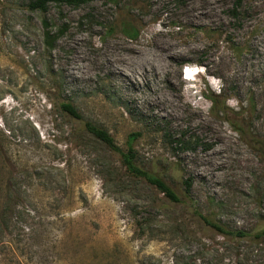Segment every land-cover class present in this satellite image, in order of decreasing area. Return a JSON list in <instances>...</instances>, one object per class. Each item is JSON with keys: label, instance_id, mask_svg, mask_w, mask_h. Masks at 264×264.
<instances>
[{"label": "rangeland", "instance_id": "obj_1", "mask_svg": "<svg viewBox=\"0 0 264 264\" xmlns=\"http://www.w3.org/2000/svg\"><path fill=\"white\" fill-rule=\"evenodd\" d=\"M30 2L0 0V264H264V237L223 236L195 214L264 229V0ZM158 44L146 81L129 47ZM131 146L182 202L127 169Z\"/></svg>", "mask_w": 264, "mask_h": 264}, {"label": "trees", "instance_id": "obj_2", "mask_svg": "<svg viewBox=\"0 0 264 264\" xmlns=\"http://www.w3.org/2000/svg\"><path fill=\"white\" fill-rule=\"evenodd\" d=\"M92 1H95V0H31L29 7L33 11L46 12L47 8L51 4L80 5V4H85V3L92 2ZM232 15L236 16V12L233 11ZM44 23H45V26L48 27L46 21H44ZM123 31L130 38H136L139 35L138 31L135 29V27L131 26L130 23L124 24ZM48 38L49 37L47 36V41H48ZM53 41H55V39H53ZM211 100L213 102L214 108L220 107V104H219V101L217 98L211 97ZM60 107L69 116L80 119V120L83 119L82 114L78 111L76 106L71 101L61 102ZM219 111L222 112V109L220 108ZM85 126H86V129L92 135H94L97 139L104 142L108 147H110L113 150H119L114 137L106 129H104L98 125H95L92 122H86ZM239 130H241V129L238 128L237 131H239ZM139 135H140L139 133L131 134L130 138H129L130 144H132L133 141H135V139H137ZM167 136L168 135L165 133V137L167 139L166 141H168V143H170V144L181 145V147H183L182 149H187V150L188 149L192 150L194 148V147L189 145L191 143V141L185 140V137H186L185 134L181 136L183 138H178L175 136H169V137H167ZM124 163L127 166V169L131 173L145 178L149 183H151L152 185L157 187L159 189V191L167 199H169L171 202L180 203L183 201L180 198V196L176 193V191L162 177L154 174L150 170L142 169L136 164L135 151H134V148L132 146L129 148L128 152L124 154ZM183 185H184L185 196L187 199H190L191 191H192V185H193L192 179L191 178L184 179ZM195 214L206 225L215 229L216 231H218L223 236H235L238 238H245V237L252 236L253 238H256V239L264 237V229L261 232H258L254 235L249 233V232H245V231H241V230L234 231V230L227 229L221 222L215 220L214 218H212L210 216H206V215L202 214L197 209L195 210Z\"/></svg>", "mask_w": 264, "mask_h": 264}, {"label": "bare ground", "instance_id": "obj_3", "mask_svg": "<svg viewBox=\"0 0 264 264\" xmlns=\"http://www.w3.org/2000/svg\"><path fill=\"white\" fill-rule=\"evenodd\" d=\"M75 46V45H74ZM74 46H72V48L74 47ZM74 48H76V47H74ZM77 48H79V47H77ZM167 50V48H166V46H162V44H158L156 47H155V49H153L152 51H151V53H149V54H146V52H143L142 50H137L135 47H129V51H131V52H133V55H135V56H137V58H136V61H134L133 63H135L137 66H142V69H143V75L145 76V80L146 81H148L149 79L147 78V76L149 75V71H147V68H146V66L147 65H149V58L147 57V55H149L150 56V59H151V57H160L162 54H163V52L164 51H166ZM104 58L106 57V60H108L109 62H110V57L108 56H106V54H105V52H104ZM146 55V56H145ZM144 56V57H143ZM82 58H84L83 56H81L80 55V52L78 51V52H76L70 59L72 60V62H73V65L75 66V64H77V63H79L80 64V61L81 60H83ZM126 60V59H125ZM69 62V61H68ZM72 66V65H71ZM77 66V65H76ZM74 67V68H76V71H78L79 72V70L83 73V75H87L88 74V72L82 67V66H79V67ZM151 68H152V66H150ZM146 68V69H145ZM145 69V70H144ZM114 72H117L116 71V69L114 68ZM147 74V75H146ZM124 77V76H123ZM127 78V77H126ZM124 79V81L127 83L128 81H126V79L125 78H123ZM225 142H226V144L224 143V145H225V147L226 146H228V147H230L231 146V144H230V142L229 141H227L226 139H223ZM209 156V155H208ZM210 157V156H209ZM211 158V157H210ZM208 159V158H207ZM245 159H247V158H245ZM207 161H209V159L207 160ZM223 161V160H222ZM244 161H246V162H248L247 160H244ZM220 165V164H223L222 162H217L216 161V165ZM221 167V166H220Z\"/></svg>", "mask_w": 264, "mask_h": 264}]
</instances>
